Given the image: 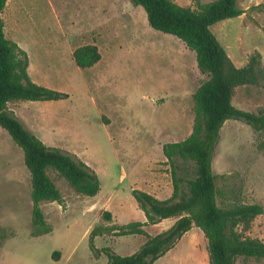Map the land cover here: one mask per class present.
Segmentation results:
<instances>
[{
	"label": "rangeland",
	"instance_id": "obj_1",
	"mask_svg": "<svg viewBox=\"0 0 264 264\" xmlns=\"http://www.w3.org/2000/svg\"><path fill=\"white\" fill-rule=\"evenodd\" d=\"M172 1L196 9L212 0ZM237 6L242 14L210 30L236 67L256 52L264 66V0H237ZM1 17L5 38L27 54L30 79L68 94L10 101L8 110L45 145L85 162L97 175L99 190L94 196L76 193L47 168L61 201L39 203L48 231L33 224L23 151L0 127V264H106L108 253H135L148 235L176 219L144 223L131 191L158 199L172 194V167L162 148L192 131L193 93L207 77L195 53L174 35L150 27L131 0H6ZM85 44H95L101 58L79 68L72 51ZM231 102L248 112L264 110V80L236 87ZM176 164L178 177H192V162L177 158ZM212 170L219 207L262 206L248 230L237 229L264 241V129L225 121ZM180 186L186 189L185 182ZM133 222L144 223L143 233L118 235L119 226ZM153 264H209L207 238L192 226ZM235 264H264V257H239Z\"/></svg>",
	"mask_w": 264,
	"mask_h": 264
},
{
	"label": "trees",
	"instance_id": "obj_2",
	"mask_svg": "<svg viewBox=\"0 0 264 264\" xmlns=\"http://www.w3.org/2000/svg\"><path fill=\"white\" fill-rule=\"evenodd\" d=\"M6 0H0V127L23 151V161L31 176L32 223L45 227L40 208L41 200L61 201V195L46 169L53 168L69 186L84 196H94L99 190L95 172L83 161L58 148L45 145L8 110L7 103L16 100L46 101L68 97L66 92L53 90L32 81L27 72L28 57L14 41L5 38L1 12ZM140 6L148 25L171 34L184 42L196 57L197 67L206 74L193 93L194 122L191 133L182 141L166 143L162 151L172 167V194L158 199L151 194L131 191L143 210L146 224L175 217L166 230L150 236L133 254L120 256L108 253L106 264H153L192 226L201 229L208 241L209 264H235L237 258L264 257V241L243 234L252 219L263 213L257 203L236 204L227 208L216 203V187L212 170V155L219 131L228 119H236L253 130L264 129V110L256 113L236 108L231 100L238 86L259 84L264 80V66L259 53L249 56L246 64L236 67L225 49L211 32L214 23L239 16L243 10L237 0H212L198 4L196 9L180 6L172 0H131ZM79 68L97 63L101 55L95 44H85L72 51ZM193 163L192 177L176 175V159ZM185 182V190L180 183ZM109 217V214H105ZM141 222L128 223L118 228V235L141 234ZM242 226V230L237 227ZM97 235L90 233V242ZM53 258L57 252H53Z\"/></svg>",
	"mask_w": 264,
	"mask_h": 264
},
{
	"label": "crops",
	"instance_id": "obj_3",
	"mask_svg": "<svg viewBox=\"0 0 264 264\" xmlns=\"http://www.w3.org/2000/svg\"><path fill=\"white\" fill-rule=\"evenodd\" d=\"M29 66V65H28ZM28 68V67H27ZM28 72V71H27Z\"/></svg>",
	"mask_w": 264,
	"mask_h": 264
}]
</instances>
